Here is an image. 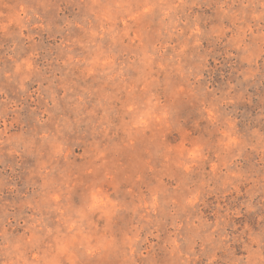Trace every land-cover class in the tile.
Here are the masks:
<instances>
[{
  "label": "rangeland",
  "instance_id": "obj_1",
  "mask_svg": "<svg viewBox=\"0 0 264 264\" xmlns=\"http://www.w3.org/2000/svg\"><path fill=\"white\" fill-rule=\"evenodd\" d=\"M0 264H264V0H0Z\"/></svg>",
  "mask_w": 264,
  "mask_h": 264
}]
</instances>
